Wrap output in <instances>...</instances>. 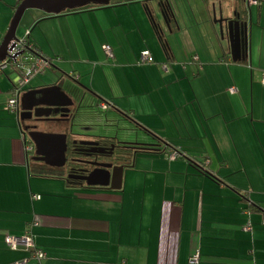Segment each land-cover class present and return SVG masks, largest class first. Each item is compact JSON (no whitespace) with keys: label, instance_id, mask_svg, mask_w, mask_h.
<instances>
[{"label":"crops","instance_id":"1","mask_svg":"<svg viewBox=\"0 0 264 264\" xmlns=\"http://www.w3.org/2000/svg\"><path fill=\"white\" fill-rule=\"evenodd\" d=\"M168 1L174 17L166 0H119L33 21L27 39L56 60L17 111L8 109L16 73L0 74V264H264V0H182L181 10ZM0 6L1 44L14 13ZM221 8L249 11L236 62L214 24ZM54 85L73 105L49 123L89 129L45 133L147 145L129 152L119 190L74 185L51 155L35 160L20 102ZM117 122L133 134L119 137ZM28 228L40 263L6 246Z\"/></svg>","mask_w":264,"mask_h":264},{"label":"water","instance_id":"2","mask_svg":"<svg viewBox=\"0 0 264 264\" xmlns=\"http://www.w3.org/2000/svg\"><path fill=\"white\" fill-rule=\"evenodd\" d=\"M112 0H20L19 5L16 6L13 18L11 20L9 29L0 44V62L9 57V53L14 48L15 44L19 41L16 37V32L19 24L28 10H38L45 13L48 16H57L64 13L83 10L85 8H102L108 7ZM251 0H245V2ZM167 7L173 16V5L166 0ZM247 18H243L240 13L232 12L230 16H227V12L224 9L219 10L220 17L218 20H214V24L219 27V36L222 40L228 39L231 56L234 62L239 58V53L242 48L243 40L248 41V32L250 17L249 11H246ZM174 17V16H173ZM242 36L244 39H242ZM60 85V84H58ZM54 85L49 88H45L39 91L25 94L21 99V109L19 114L20 123L25 122H49L54 119H50L51 114H59L60 119H65L70 113V107L73 102L63 92L60 86ZM40 96L34 98L31 106L24 107V101L29 96ZM26 98V99H25ZM56 99V104H49V99ZM63 102H60V101ZM73 127V125H71ZM35 126H24V139L33 143L35 147V155L39 158L35 160L49 164L50 162L44 157H51L56 161L53 162L55 166L63 168L66 164V151H67V137L65 135H49L36 132ZM84 146H92L96 144L81 143ZM128 167V166H127ZM126 167L118 166L112 167L111 165H103L90 172L81 180L89 188H109L110 190H119L121 187L122 174ZM68 179V178H67Z\"/></svg>","mask_w":264,"mask_h":264},{"label":"built area","instance_id":"3","mask_svg":"<svg viewBox=\"0 0 264 264\" xmlns=\"http://www.w3.org/2000/svg\"><path fill=\"white\" fill-rule=\"evenodd\" d=\"M20 1V0H15ZM28 32L25 37L19 40L12 51L9 53V57L4 61L0 62V74L4 73L5 70H12L16 73V78L12 87V99L8 103V109L12 111L18 110V100L22 95L24 88L30 83V81L39 76L43 75L47 69H49L53 60L45 57L39 50L28 42ZM106 54L111 56V51L106 48ZM143 62L151 63L152 57L148 52H145L141 57ZM162 68H166L162 66ZM264 84V78L262 80ZM231 94H235V88H231ZM101 108L105 109L106 105H101ZM27 151H31L30 147L26 146ZM180 155L177 152H171L168 157L170 160L178 158ZM33 199H39V196H34ZM31 229L28 228L24 235L18 237L8 236L5 239L6 246L11 251L23 250L29 252L33 259L41 262L45 259V254L36 247L33 237L31 235ZM26 260L18 264H24ZM191 264L197 263V257L193 256L190 259Z\"/></svg>","mask_w":264,"mask_h":264},{"label":"flooded vegetation","instance_id":"4","mask_svg":"<svg viewBox=\"0 0 264 264\" xmlns=\"http://www.w3.org/2000/svg\"><path fill=\"white\" fill-rule=\"evenodd\" d=\"M67 120H69V118ZM26 123H28V126H35V130H38V126L36 125V123H39L38 121ZM67 138L69 141L66 152V164L63 172L72 184L81 187L85 185L81 178L85 177L93 170L103 165L127 167L130 162L128 156L130 151L134 154L138 151L149 150L146 144L138 142L123 143L117 140L89 139V137L78 139V137H73L71 134H67ZM81 143H92L96 145L84 146L81 145Z\"/></svg>","mask_w":264,"mask_h":264},{"label":"rangeland","instance_id":"5","mask_svg":"<svg viewBox=\"0 0 264 264\" xmlns=\"http://www.w3.org/2000/svg\"><path fill=\"white\" fill-rule=\"evenodd\" d=\"M118 1L119 0H112L111 3H115V2H118ZM0 3H2L6 7L8 6L9 10L12 11L13 13L15 12L16 2L14 0H1ZM171 4L175 5L177 3L172 2ZM178 6L180 7V10H181L182 0H180V3H178ZM2 8H4V7H2ZM0 10H1V6H0ZM2 13H4V11L1 10L0 11V19L2 18ZM41 15H45V13H43L41 11H38V10H28V11H26L24 16H23V18H22V20H21V22H20V24H19L17 36L20 35L21 37H25L27 31H30L33 28V26L35 25V23L33 21H35V19L38 16H41ZM28 36H29V34H28ZM28 39H29V37H28ZM70 82H72V81H70ZM72 83L75 84L74 82H72ZM77 109H78V107H77ZM80 110H84V109L82 107H79V111ZM70 123L71 122H59V123L39 122V123H36V125L38 126V130L39 131H44L42 133L48 132L49 130L51 131V129L53 128L52 126L54 124H57L56 129H55V131L57 130L56 132L67 133L68 131H70V132H72V135H75L77 132L87 131V129H89V128L84 129V128H81V127L75 126V125L73 127H71ZM117 123H120V122H117ZM120 124H122V126H121L122 128L120 129V131H117L115 129L117 132H119V137L124 135V134H126L127 133L126 130H129V132L131 131V129H126L127 127L124 126V124L126 126H130L129 124H131V123L122 122ZM92 129H93V131H97L98 129L102 130L104 128L103 127H101V128L94 127ZM45 134H47V133H45ZM132 134H133V131L129 133V136H131Z\"/></svg>","mask_w":264,"mask_h":264},{"label":"trees","instance_id":"6","mask_svg":"<svg viewBox=\"0 0 264 264\" xmlns=\"http://www.w3.org/2000/svg\"><path fill=\"white\" fill-rule=\"evenodd\" d=\"M14 1H15V0H14ZM15 2H16V6L19 5V3H20V1H15ZM15 8H16V7H15ZM28 42L30 43L29 40H28ZM30 44H31V43H30ZM43 55H44V54H43ZM44 56H45V55H44ZM45 57H46V56H45ZM47 58H48V57H47ZM49 59H51V60H53V61L56 60V59H53V58H49ZM142 63H146V62H143V61H142ZM147 64H148V63H147ZM263 78H264V73L262 74V77H261V84L264 86V84L262 83ZM232 88H234V87H232ZM230 89H231V88H230ZM230 89H229V90H230ZM235 90H236V89H235ZM229 93H230V91H229ZM230 94H231V93H230ZM235 94H237V90H236V93H235ZM235 94H232V95H235ZM26 144H27V141H26ZM130 163H131V162H129V165H130ZM247 208H248V210H250L251 207H247ZM39 263H40V262H39Z\"/></svg>","mask_w":264,"mask_h":264}]
</instances>
